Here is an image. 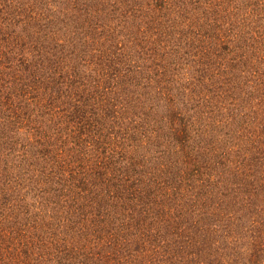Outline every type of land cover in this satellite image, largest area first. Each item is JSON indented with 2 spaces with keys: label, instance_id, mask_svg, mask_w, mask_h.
<instances>
[{
  "label": "trees",
  "instance_id": "obj_1",
  "mask_svg": "<svg viewBox=\"0 0 264 264\" xmlns=\"http://www.w3.org/2000/svg\"><path fill=\"white\" fill-rule=\"evenodd\" d=\"M0 264H264L263 0H0Z\"/></svg>",
  "mask_w": 264,
  "mask_h": 264
},
{
  "label": "rangeland",
  "instance_id": "obj_2",
  "mask_svg": "<svg viewBox=\"0 0 264 264\" xmlns=\"http://www.w3.org/2000/svg\"><path fill=\"white\" fill-rule=\"evenodd\" d=\"M263 2H264V0H263Z\"/></svg>",
  "mask_w": 264,
  "mask_h": 264
}]
</instances>
